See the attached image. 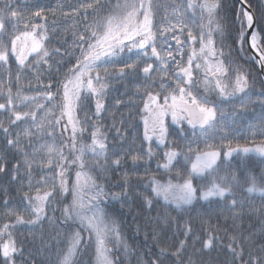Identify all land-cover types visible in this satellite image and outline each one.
<instances>
[{"label": "snow or ice", "instance_id": "snow-or-ice-1", "mask_svg": "<svg viewBox=\"0 0 264 264\" xmlns=\"http://www.w3.org/2000/svg\"><path fill=\"white\" fill-rule=\"evenodd\" d=\"M160 8L156 0H124L114 14L105 16L104 0H58L55 6L51 0H0V68L7 73V87L0 83V115L6 114V119H0V144L4 150L0 173L9 172L10 159L5 157H21L11 166V181L18 185L20 199L14 207H9L11 200L7 195L3 201L0 264H17L18 255L23 264H29L23 245L18 246L15 230L23 225L35 227L45 219L55 223L57 218L48 217L47 210L53 201L59 205L69 194L71 202L64 204L61 216L66 227L76 225L78 230L68 238L66 249L56 250L49 264H90L84 253L93 242L95 264H119L109 258L111 249L107 247L110 238L120 240L119 228L115 221L108 220L102 205L109 197L126 199L131 179L139 178L141 162L150 163L160 155V148L165 151L156 168L168 178L148 175L146 187L163 200L165 208L172 206L177 216H157V225L175 224L180 230V220H184L183 234L190 236L195 204L201 200L212 203V197L223 198L229 210L239 209L232 212L234 217H242L246 206L264 217V171L259 181L246 176V199L236 198V190L242 189V184L230 171L246 170L249 154L264 158V140L257 144L255 139L249 141L243 131L237 134V117L242 113H228L222 106L238 101L243 109L251 102V73L245 69L247 61L243 57L250 46L254 55L249 59L264 71V13L257 18L248 0H239L232 17L227 13L220 15L222 0H187L173 4L163 16H159ZM69 21L71 25L64 31H71V45L57 40L60 47H46L60 31V25H68ZM31 55L37 59L29 64ZM10 56L19 66L15 93ZM28 68L36 83L29 81L25 88L20 80ZM125 80L138 81L135 94L143 102L140 114L147 148L113 146L110 155L99 117L107 110L105 98L116 89V82ZM93 102L95 121L87 114ZM123 103L121 99L115 101L117 106ZM261 104L264 107V101ZM81 111L85 113L83 118L78 115ZM185 121L188 127L184 126ZM89 127L91 143L84 144L81 141ZM249 128L254 129L249 133L253 138L264 137V121L260 126L250 124ZM116 135L126 139L120 128ZM170 136L178 140H170ZM240 136L253 147L242 146L238 142ZM47 140L52 143H41ZM179 140L184 143L179 144ZM217 140L219 143H215ZM202 143L204 150L199 148ZM88 156L91 159H86ZM127 161L131 163L122 174L121 192L106 191L107 185L98 181L106 180L109 171L115 172ZM73 168L78 169L74 180ZM93 172L97 175L93 176ZM3 191L7 194L9 189ZM257 195L262 201L259 209L254 207ZM229 196L233 197L230 203ZM144 200L149 205L153 202L147 197ZM82 232L88 233L87 238ZM217 239L208 233L207 239L197 237L194 242L201 243L202 249H211ZM246 239L243 235L229 238L226 247L232 255L231 264H264V241L245 258ZM59 243L60 239H55L54 246ZM179 243L177 256L186 242Z\"/></svg>", "mask_w": 264, "mask_h": 264}, {"label": "trees", "instance_id": "trees-1", "mask_svg": "<svg viewBox=\"0 0 264 264\" xmlns=\"http://www.w3.org/2000/svg\"><path fill=\"white\" fill-rule=\"evenodd\" d=\"M157 3L161 5L159 9V16H163L166 11H171V6L178 3H186L187 0H156ZM200 2V0H198ZM58 0H51V5L55 6ZM124 0H104L105 11L102 15L114 14L116 12V6L118 4H123ZM251 5V9L254 14L259 18L261 13H264V0H248ZM239 8V4L236 0H222V8L220 15L224 16L225 13L232 17L235 15V9ZM197 16H199V11L197 10ZM71 21L68 25L61 24L60 31L57 35L51 37V41L46 44L48 48L60 47L57 40H66L67 45L70 46L72 43L71 31L65 32V27H70ZM261 46L264 47V40L261 41ZM198 48L199 45H196ZM219 47V43H217ZM78 54V53H77ZM250 50L244 54V60L247 63L244 64L246 70L250 71L249 76V98L250 103L246 108H240L238 101H231L222 105L226 112L231 113L234 110L241 112L242 115H238V123L235 126L237 128V134L240 131L244 132V136H247L248 140L251 141L255 139L257 144L264 137L257 135L252 137L249 135L254 129H250L249 125L260 126L261 122L264 121V107H262L261 102L264 101V81L259 73V69L252 59H249ZM37 57L31 55L29 57V64L35 62ZM55 59H58L55 58ZM50 63H52L50 61ZM71 63H75L73 59ZM71 65H66L70 67ZM9 67L11 68V75L13 80L12 91L15 93V76L18 70V65L15 62V57L10 56ZM46 67V66H45ZM64 69H61L63 73ZM56 65L52 64V73L55 75ZM45 76L48 75L47 72L44 73ZM7 73L4 72L3 68H0V83L7 87ZM234 79V77H233ZM29 81L35 84L36 81L33 78V73L31 68L23 71L20 83L27 88ZM47 83V79L44 81ZM138 81H118L116 82L117 87L115 90L111 91L105 98V103L107 105V110L102 113L99 117V123L103 126V131L107 134L109 126L116 125L118 120V114L114 111V108L118 106L115 105L117 99H121L124 102H128L130 99L134 102L142 101L141 96L135 94V84ZM229 83V81H225ZM203 92V87L200 88ZM126 93V94H125ZM26 95H33L32 92H26ZM3 102V100H0ZM51 107V105H49ZM133 107H127L126 109H132ZM27 110V109H22ZM94 106L90 111H93ZM114 111V112H113ZM43 115V113H41ZM56 115H59V111H56ZM0 119H6V114L0 115ZM134 120V119H133ZM95 121V120H93ZM25 125H22V127ZM91 127L88 128L87 132L84 133L83 140L91 139ZM190 135V133H189ZM244 136H240L239 143L242 146L253 147L251 144H245ZM129 138V135H126ZM170 140H178L175 136H170ZM179 144H183L182 140L178 141ZM41 143H52L51 140L41 141ZM208 143H213V141H208ZM219 143V141H215ZM57 146H59L60 141H56ZM235 142L233 147H235ZM196 147V145H193ZM144 148H147L145 146ZM201 150H204L205 145L202 143L199 145ZM160 150V149H159ZM225 150V149H221ZM160 154V153H159ZM0 156H4L3 144H0ZM10 159L8 164L9 172L7 174L0 173V224L4 222L2 219L3 213V201L5 195L10 198L11 203L9 207H14L20 199V195L17 193V184L11 181V166L16 163L17 159L21 157H5ZM162 160V155L153 158L150 163L144 164L141 162V166L138 172H144L147 168L148 172L145 173V177H139L131 181L128 191V196L126 199H121L120 205L121 210L113 212V220L119 228L120 240L116 241L114 238H110L107 247L111 249L109 252L113 260H118L119 264H152V261H158L159 264H231L232 255L227 249V244L229 243V238L232 235H243L247 239L244 241L245 248V258L249 251H255L256 248L260 246L261 241H264V217L260 215L258 211H250L246 206L242 217H234L232 212H239V209L229 210L225 207V201L223 198L212 197L208 201L201 200L199 203L195 204V208L191 213L192 217V228L193 232L190 236L185 237L183 234V224L184 220H180L181 229L178 230L177 226L173 224L171 227L165 226L164 224L157 225L156 217H164L166 214L176 217L177 213L173 211L172 206L168 208L164 207V202L162 199H158L153 196L148 185V175L155 174L158 179L167 180V174L158 172L156 165ZM129 163H131L129 161ZM247 169L241 171L237 168H232L230 171L236 173L237 178L241 181L242 189H237L238 199H246L248 194L246 192L248 183H245L246 176L256 177L259 181L262 171H264V158L259 157L256 154H249L247 157ZM223 167V166H222ZM75 174V168L71 170V179L73 180ZM142 174V173H141ZM223 174V172H221ZM38 178V177H37ZM199 183V182H197ZM3 189H9L7 194ZM27 190V189H25ZM143 194V195H141ZM144 197L151 199L153 202L151 205L147 204ZM233 199L232 196L228 197V203ZM71 195L69 194L67 200L63 203L57 205L55 201L52 202V206L47 210V215L50 218H57L55 223L50 222L49 219L43 220L42 223L37 224L35 227L30 225L18 226L15 230V236L18 241V246L21 244L24 247V257L29 259V264H49L50 258L55 257V252L59 248L67 247V240L70 235L77 231L76 225L72 228H68L62 219L61 211L64 204L70 203ZM262 201L257 195L254 198V207L259 209L261 207ZM208 213L204 215V213ZM200 213L201 215H197ZM187 219V217H185ZM109 220V219H108ZM71 223V222H69ZM208 233L213 236L218 237L214 242L211 249H202L201 243H195L197 237L202 239H207ZM82 236L87 238L88 233L82 232ZM59 238L61 243L54 246L55 239ZM4 239H7L5 237ZM185 240V247L180 250V254L175 255L178 248H180V241ZM2 242V241H0ZM47 249V250H46ZM163 250V251H162ZM95 242L87 249L84 253L85 261H90V264H95ZM2 259V257H0ZM17 264H23L21 257L17 256Z\"/></svg>", "mask_w": 264, "mask_h": 264}, {"label": "flooded vegetation", "instance_id": "flooded-vegetation-1", "mask_svg": "<svg viewBox=\"0 0 264 264\" xmlns=\"http://www.w3.org/2000/svg\"><path fill=\"white\" fill-rule=\"evenodd\" d=\"M200 80L201 81L203 80V75L200 76ZM92 106H94V102ZM130 106H132L133 108L130 110L126 109L127 107H130ZM141 108H143L142 101H138V102L134 101L133 103L124 102L122 105H119L117 108H114L115 109L114 111H116L115 113L118 114L117 115L118 120L114 127L110 125L107 130V133H108L107 143L109 145L108 151L110 155L112 151L114 150L113 146H118L122 149H127L129 148V146H134L135 148H140L141 146L143 147L147 146V143L143 142L144 126H143V121L141 120V114H140ZM93 112L94 110L88 111L87 114L89 117H91L92 120H96L97 118L92 115ZM84 114L85 113L83 111L78 113L80 118H83ZM122 121H123V126H121ZM168 123H171L170 116L168 117ZM184 126L188 127L186 121L184 123ZM117 128H120V131L124 137H126V135H129L130 137L129 138L126 137V139L122 140L121 136L116 135ZM81 142L84 144H90L91 139L90 140L82 139ZM164 151H165L164 148H160L159 153L162 155ZM86 159H91V157L88 156L86 157ZM159 162H162V160H160ZM129 165L130 163L129 161H127L125 164L121 165V167L117 169L115 172L109 171L107 173L106 180H99L98 182L106 184L107 187L105 190L108 192H121L122 186H123L122 174L125 170L129 169ZM77 170L78 169L75 168V172ZM138 174H139V177H142V178L145 177L144 172H140V173L138 172ZM92 175L95 176L97 175V173L93 172ZM74 177H75V174H74ZM135 179L136 177L134 176L131 179V181H134ZM115 185H121V186H115ZM109 199L111 200V197H109ZM109 199L104 201V204L102 205V207L105 208V212L107 213V218L109 220H113V217H114L113 212L117 210L118 211L121 210V207L116 206L117 204L120 205L121 199H116L114 201H112L113 199L111 201Z\"/></svg>", "mask_w": 264, "mask_h": 264}, {"label": "water", "instance_id": "water-1", "mask_svg": "<svg viewBox=\"0 0 264 264\" xmlns=\"http://www.w3.org/2000/svg\"><path fill=\"white\" fill-rule=\"evenodd\" d=\"M237 1H238V3H239V0H237ZM249 49H250L251 54L254 55V53L252 52L250 46H249ZM255 59L258 60V59H259V56L256 55ZM254 61H255V60H254ZM255 63H256V62H255ZM256 64H257V63H256ZM257 66H258V68H259V65H258V64H257ZM259 71H260V69H259ZM260 74H261V76L264 78V71H260Z\"/></svg>", "mask_w": 264, "mask_h": 264}, {"label": "rangeland", "instance_id": "rangeland-1", "mask_svg": "<svg viewBox=\"0 0 264 264\" xmlns=\"http://www.w3.org/2000/svg\"><path fill=\"white\" fill-rule=\"evenodd\" d=\"M74 179H75V177H74ZM74 179H73V180H74ZM70 202H71V201H70ZM89 214H90V213H89ZM108 255H109V258L112 259L111 255H110V254H108Z\"/></svg>", "mask_w": 264, "mask_h": 264}]
</instances>
